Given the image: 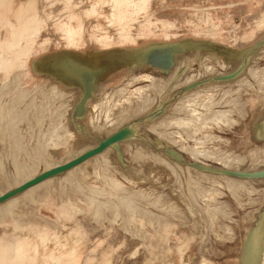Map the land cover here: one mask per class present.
<instances>
[{
  "label": "rangeland",
  "instance_id": "rangeland-1",
  "mask_svg": "<svg viewBox=\"0 0 264 264\" xmlns=\"http://www.w3.org/2000/svg\"><path fill=\"white\" fill-rule=\"evenodd\" d=\"M258 5L263 8L264 0H147L146 3L141 0H0V80L7 82L14 79L21 84V90L27 89L32 93L43 81L30 72L31 60L61 47L106 46L112 41L114 44H129L134 39H171L188 35L230 42L235 30L240 28L248 32L244 42L251 43L261 33L252 32L253 29L257 31L255 28L258 25L252 19H244V15L249 12L247 8L254 9ZM130 34L134 39L128 41ZM206 65L214 67L216 73L231 69L230 66L223 67L217 59L204 64L198 62L190 66L182 81L200 71L204 73ZM251 71L264 72V52L251 62L245 76L251 77ZM168 79L153 71L126 73L114 79L90 103L82 124L88 128L90 123L97 122L91 124L94 134H111L132 118L153 111L161 98L155 94L163 92ZM253 85L254 92L251 87L237 90L235 81L221 84V89L208 94H197L204 87L183 95L170 104L167 113L157 120L159 128L164 126L162 134L172 139V143L165 141L166 144L190 148L198 144L196 137H203L204 143L199 145L201 150H217L231 160L218 155L200 156V160L217 161L219 157L221 160L217 162H227L228 166L241 169H246L251 162L256 163L254 157L248 156V150L254 146L252 141L246 140L242 145L231 147L221 140L222 134L212 122L197 126L192 113L194 109L204 113L207 110L206 103L210 102L216 110L233 109L229 103L237 101L238 108L241 105L239 112L242 115L238 117V111L233 109L230 119L236 120L238 130L246 131L256 120L257 105L252 99H261L264 105V93L257 90L255 83ZM175 90L164 93L162 98H170ZM21 100L18 98L22 103ZM20 102L19 106L22 107ZM59 102L56 99L50 103V121L54 111L62 109L59 104L70 105L68 98ZM13 113L14 118L8 110L1 109L0 125L12 123L8 139L17 146L21 138L18 124L26 121V114L22 108ZM115 113L116 116L109 115ZM58 115L56 124L65 126V121L59 122ZM6 116L8 119H5ZM105 118L106 121L101 123ZM61 120H65V117ZM177 124L180 125L176 128ZM231 126L224 127L226 133L233 132ZM22 127L25 131L19 143L21 148L13 149L11 156L2 151V142L8 139L5 140V136L0 138V194L14 188L16 178L21 179L26 175L33 177L44 167L48 169L65 162L82 151L77 149L82 143L81 134L70 127L62 131L65 134L64 142L61 145L60 142L54 144L59 145L53 148L55 151L50 149L47 157V154H42V159L37 156L32 158L28 155L31 152L29 144L32 140L34 143L37 139L50 137L51 131H48L49 125L44 121H35ZM149 127L157 130L155 126ZM3 131H0L1 136ZM85 143L82 148L93 146L92 140ZM134 146L145 149L147 153L144 151L142 155L143 150L134 151ZM124 148L131 166L143 172L141 180L127 173L116 152L109 149L70 172L49 179L1 204L0 264H81L87 254L93 251L96 254L107 248L119 250L124 256L127 246L149 242L150 246H154L155 241L159 240L157 236L166 238V233L173 226L171 224H175V218L179 219L180 226L187 225L189 230H192L194 223L199 225V222L206 223L209 229L212 220L211 244L216 251L219 246L225 247L235 242L239 244L243 226L248 225L242 220L245 213L264 203L262 185H256L257 189L262 190L259 194L251 195L245 191L239 196L240 199H235V203L231 191L226 187L227 178L202 174L196 170L193 172L190 168L179 170L180 165H175L163 154L160 157V152L141 141L128 142ZM257 150L264 151V143ZM240 153L242 157H234ZM134 157L141 160L135 161ZM209 163L216 164L214 161ZM175 174L180 177L175 179ZM190 178H193L194 183H199L194 187L197 191L202 188L203 193L189 191ZM247 183L251 186L257 182ZM247 188L253 190L249 186ZM243 191L237 190V195ZM250 196L259 200L251 205L247 203ZM218 206L233 213V220L227 221L224 216L217 219L215 209ZM157 224H163L162 234ZM228 226L235 227L236 231L226 233L225 227ZM146 232L153 236L152 239L141 238ZM209 232L211 235L210 229ZM184 234L181 233V241L185 244L189 238ZM153 251L151 255L155 256L158 252ZM212 255L213 259L218 260V254L213 252ZM230 256L235 255L230 254L228 259Z\"/></svg>",
  "mask_w": 264,
  "mask_h": 264
},
{
  "label": "water",
  "instance_id": "water-1",
  "mask_svg": "<svg viewBox=\"0 0 264 264\" xmlns=\"http://www.w3.org/2000/svg\"><path fill=\"white\" fill-rule=\"evenodd\" d=\"M248 20H250V18H248ZM252 32L254 34L261 33V35L251 43L244 42L245 40H243L248 35H243L244 37H239L238 34L235 35V37H239L242 40L237 43L232 40L233 36L230 42H222L209 37L188 35L171 39L141 41L142 39L135 40L133 38L134 41L131 42L125 40L129 44H114L112 41L108 42L106 46L93 45L86 48L77 46L61 47L44 52L31 60L29 65L30 72L35 76L42 78L41 80L43 81V83L33 89L32 93L27 91V89L21 90L20 83H18V85H11L15 81L14 79L7 82H2L0 80V110H8L14 115L13 112L16 109L14 108L13 103L14 100L19 97L22 98L21 101H23L20 103L22 106L20 108L22 109L26 108V103H33V110L29 113L27 112L26 121H21L18 124V127L20 128L18 135L21 137L18 141L19 143L24 138L23 132L25 129L22 126L25 127L35 121H44L45 124L49 125L47 128L48 131H51V134H54V136L50 134L52 143L55 139L57 142L61 139L59 144L61 145L65 139V134L62 131H65V129L70 127H74L75 131L77 130V132L81 134L80 138L82 140L81 146L77 148L82 151L78 154H74L72 157H69V159L65 162L40 171V173L34 177L1 193L0 205L18 197L31 188L49 179L60 177L70 172L90 159L105 153L109 149H113L116 152L119 162L127 169V173L133 174L135 178L141 180V173L143 172H141V170L137 167L131 166L125 155L124 144L133 141H141L151 146L155 149V151L160 152V157H162L163 154L165 158L167 157L172 162H175V165H180V167H178L179 170L182 168H190L193 172L199 171L202 174L220 176L227 178L228 180L238 179L240 181H245L250 188H253L252 191L244 190L241 194L235 196L227 188V190L232 194V200L235 201V203H237L235 199L243 195L245 191L249 192L251 195H256V193L259 194L262 190L257 189L256 185L264 186V183H260L264 181V165L261 166V164H264V161L256 167H250L251 162L246 169H241L233 168L231 165H224L214 159L196 160L185 150V148H189L184 146L181 148L170 146L169 144H166L165 141L167 140L164 136L154 135L147 131L149 126L159 123L157 120L167 113L168 106L170 104L179 100L183 95L204 87V89H207L209 87L214 88L215 86H218L221 89V84L236 81L237 90L251 87L254 92L255 88L253 84L255 83L258 88L257 90L264 93V85L261 88L258 81L256 82L251 79L255 71H251V77L245 76L251 62L264 52V29L256 32L253 29ZM216 59L223 67L230 66L231 69L226 71L221 70L219 73H216L214 67L206 65L204 73L200 71L199 73L193 74L198 75L203 73V75L199 76L190 83H181L183 82L182 80L191 65L197 64L198 62L204 64L207 61H213ZM207 66L212 69L206 71ZM138 71H153L160 73L162 76L169 77L168 84L163 86L162 93L158 95L153 92L157 97H161L159 98L157 106H155L154 110L147 114H140L137 117L132 118L130 121L126 122L107 136H99L92 132L91 124L97 122L90 123L88 128L85 127L82 124V121L87 114L90 103L93 102L95 97L114 79L120 78L126 73ZM256 72L262 74V76L264 75V72ZM258 76L256 75V77ZM244 79L250 80L251 85L239 87L237 82ZM54 87H56L59 92L62 93V91H64L67 94H65V96L57 95L56 92L52 91V88ZM173 89L176 90L171 94L170 98H162L164 93H169ZM204 89L200 91L202 93L198 92L197 94L205 93L203 92ZM65 98L69 99L70 105L67 106L66 104H59L62 109L54 111L53 115H51L50 121V103H53L56 99L60 100L59 103H62L61 100H64ZM252 101L255 105H257V112L255 115L256 120L249 125V128H247L246 131L242 130L241 132V130H238V125L235 123L236 120L232 121L230 119V115L234 113L233 109L238 111V114L240 113L239 111L241 105L238 108L239 103L237 101L229 103L233 105V109L229 108L228 110H216L213 108L214 105L212 102L209 103V108L207 107L208 103H206L205 107L207 110L204 111V113L201 114L198 109L193 110L192 113L195 115L193 121L197 126L207 125L209 122H212L215 127H217L219 133L222 134L220 135L221 140H225V142L229 143L231 147L242 145L246 140L250 142L252 141L254 146L248 150L250 151L248 156L250 154L254 157L253 159H255L256 155L257 157L260 156L261 159H264V151L257 150L260 144L264 143V105H262L261 99L256 100V98H253ZM218 111H228L225 119L226 122L222 120L219 122L208 120L201 123L197 119L204 114L209 115L210 113ZM33 113H35L34 116ZM55 114L60 115L59 122L65 121V126L63 125V127H59L56 124L58 123V119H56L57 116ZM235 114H233V116ZM238 114L236 115L241 117L242 113H240V115ZM109 115L116 116L117 113ZM64 117L65 120H61L64 119ZM106 118L104 121L100 122H105ZM178 125L180 124H177L175 127L177 128ZM227 125H232L231 127L234 128L232 133L225 132L224 127H227ZM9 136V131L4 129L0 138L3 137L4 139H8ZM87 139L92 140L93 146L89 148L84 146V148H82L83 145L86 144L85 141ZM203 139V137H199L198 139L196 137V140H198L196 143L198 144L193 148L198 147V149H200L199 145L204 143ZM10 140L11 139H8L5 142L0 140V142L3 143L2 151L6 152V155L9 156L13 153V149L20 147L19 143L16 146L13 145ZM167 142L172 143V141ZM57 146L53 144L51 149L54 147L57 148ZM137 147L138 146H135V148ZM53 150L55 151L56 149ZM144 151L145 149L143 150L142 155H144L143 153L145 152L147 153V151ZM205 152L231 160V158L225 157L226 155H222L220 151L217 150ZM132 154L134 155V153ZM242 156L243 155L240 153L234 157L240 158ZM133 159L135 161H139L140 158L135 159L134 157ZM209 161H214L216 164L209 163ZM239 162L240 160L238 163ZM177 177L180 176L175 174V179ZM247 182L257 183L250 186ZM178 186L180 187V185ZM179 187L178 189H180ZM257 199L258 198L250 196L248 197L249 201L247 203H251L252 205L259 200ZM236 207L240 208L238 205H236ZM215 211H217L215 213V217L217 219L224 216L227 221L233 220V213L223 210L222 206L216 207ZM148 216L150 217L152 214H148ZM188 219L191 220L189 217ZM242 220L248 225L246 227L243 226V230L240 235V243H231L225 247L219 246L216 251L213 250L214 246L211 244V237L213 234L212 220L210 221L211 228H209L211 231L210 235L209 229L206 227V223L200 224L199 222V225L194 223L192 230L191 228L189 230L187 225L180 226L179 219L175 218V224H171L173 226H171L169 233H166V238L163 236L160 237V235L157 236L159 240H157L158 243L155 241L154 246H150V242V244L146 243L143 245L135 244L133 246H127L124 248L127 249L125 250L126 252L124 256L119 252V250L114 251V248H107L106 250L99 252L95 251L97 252L96 254H93V251L92 254H87V256L83 258L81 264H120V262L121 264H260L264 256V203L257 209L247 211ZM162 226L163 224L156 225V227L160 230V234L163 233L164 228ZM225 230L226 233L229 234L236 231L235 227L231 226L225 227ZM181 233H186L184 236L186 235L189 238L188 242L185 244L181 241ZM152 237L153 236H151L149 232H146L141 238L149 240L152 239ZM232 248H234V250ZM152 251H156L158 253L155 256H152ZM114 252L115 255L113 254ZM213 252L218 254V260L213 259ZM230 254L235 256H230V259H228ZM86 257L88 258L86 259Z\"/></svg>",
  "mask_w": 264,
  "mask_h": 264
},
{
  "label": "bare ground",
  "instance_id": "bare-ground-1",
  "mask_svg": "<svg viewBox=\"0 0 264 264\" xmlns=\"http://www.w3.org/2000/svg\"><path fill=\"white\" fill-rule=\"evenodd\" d=\"M141 1H143V3H146V1L147 0H141ZM260 5V4H259ZM257 6L256 8H254V9H251V8H247L246 10H247V14L246 15H244V19H247L248 20V18H250V19H252V21H254V22H256V24L258 25V27L257 28H255V29H257V31H262L263 29H264V7L262 8V7H260V6ZM253 8V7H252ZM251 11H254V12H251ZM248 29V28H247ZM246 30V29H245ZM245 30L243 31V29H239V30H235V32L233 33V38H232V40L234 41V42H240V41H242L239 37H241V36H245V35H248V33L247 32H245ZM250 30H251V28H250ZM256 32V31H255ZM147 33H149V32H147ZM238 34V36L239 37H235V35H237ZM133 38L131 37V34H130V36L128 37V41L129 40H132ZM212 68H210L209 66H207V70L206 71H209V70H211ZM201 75H203V73H200V74H198V75H193V76H191V77H188L185 81H183V82H181L182 84H186V83H190L191 81H194L195 79H197L199 76H201ZM256 75L258 76V77H256ZM251 79H253L254 81H258L259 82V85H261V88H262V86L264 85V75L262 76V74H260V73H258V72H254L253 73V75H252V78ZM16 82V83H15ZM180 83V84H181ZM17 85L18 84V82L17 81H14L11 85ZM237 85L239 86V87H244V86H249V85H251V81L250 80H248V79H244V80H240V81H238L237 82ZM9 87V86H8ZM4 88V87H3ZM220 89V87H218V86H215L214 88H211V87H209V88H207V89H204V91L203 92H205V93H209V92H211V91H215V90H219ZM52 91H54V92H56V94L57 95H63V96H65V94H67V93H65L64 91H62V93L61 92H59V90L56 88V87H54V88H52ZM199 93H202V92H199ZM21 94V93H20ZM20 98V97H19ZM18 101V98L16 99V100H14V108H16V109H18V108H20V106H19V103L17 102ZM21 103V102H20ZM210 106V104L208 103L207 104V107H209ZM210 108V107H209ZM31 110H33V103H28V104H26V108H24V109H22V111H24V113L25 114H27V112L29 113ZM35 110V109H34ZM227 113H228V111L226 112V111H218V112H213V113H210L209 115L207 114H204L203 116H200V117H198L197 119L201 122V123H203V122H205V121H208V120H212V121H216V122H219V121H224V122H226L225 121V119H226V117H227ZM34 114L35 113H33V116H34ZM7 115V114H6ZM10 116L12 117V118H14L15 116L10 112ZM5 119H8V116H6L5 117ZM224 119V120H223ZM15 121V120H14ZM10 122V121H9ZM113 124V123H112ZM158 124V123H157ZM157 124H153V125H151V127H157V130L155 129V130H152L150 127L147 129V131L148 132H150L151 134H154V135H161V136H164V138L167 140V141H171L172 139H170V138H168V137H166L164 134H162V131H163V127L164 126H162L161 128H159V126L157 125ZM12 128V123H8V122H4V124L3 125H0V131L1 130H10ZM158 131V132H157ZM114 132V131H113ZM52 136H54V135H52ZM60 136V135H59ZM5 140H7V139H5ZM61 140V139H60ZM60 140H59V142H60ZM88 140V139H87ZM86 140V141H87ZM200 140H202V139H200ZM88 141H90V139L88 140ZM197 141V140H196ZM59 142H57L56 141V139L55 140H53V143H52V138L51 137H49V138H45L44 140H42V139H37L34 143L33 142H31L30 144H29V151H31L28 155H30V157H34V156H37V158H39V159H42L43 158V156H42V154H47V155H45V157H47L48 155H49V153H50V149H51V146L53 145V144H56V143H59ZM199 142H202V141H199ZM132 147V146H131ZM133 149H134V151H136V152H139V151H141V150H143V149H139V147H137V148H135V146L133 147ZM185 150L189 153V155L191 156V157H193L194 159H196V160H200L199 159V157L200 156H207V157H209V156H212V155H214V154H210V153H207V152H205V151H202V150H200V149H198V147L197 148H193V147H191V148H189V149H186L185 148ZM29 157V156H28ZM221 159L218 157V159H217V161H220ZM256 163H254V162H252V165L250 166V167H256L257 165H259L261 162H263L264 161V159H261L260 158V156L259 157H257L256 155H255V160H254ZM222 164H224V165H227L228 166V163L227 162H222ZM49 168H51V167H49ZM44 169H45V167H44ZM43 169V170H44ZM46 170V169H45ZM39 173H40V171H38ZM191 174L193 173V172H190ZM38 174V173H37ZM37 174H33L34 176L35 175H37ZM33 176V177H34ZM191 176V175H190ZM194 176H196L195 174H194ZM198 176V175H197ZM193 177V176H192ZM30 178H32V177H28V175H26L25 177H22L21 179H19V178H16V181L14 180V182H15V186H17V185H19V184H21V183H23L24 181H26V180H28V179H30ZM193 178H195V177H193ZM193 178L191 179L190 178V180L188 181V184H189V188L191 189V192H192V190H193V193L195 194V193H197L198 191H200L201 193H203V189L202 188H199V187H201V186H199L198 188V191H197V189L194 187V185L197 183L198 185H199V183L198 182H195L194 183V180H193ZM197 178H199V177H197ZM18 179L20 180L19 182H17L18 181ZM226 180V179H225ZM226 183H227V188H228V190H230L231 191V193L233 194V195H235V196H237V190H239V191H241V190H249V191H252V190H250V189H248L247 188V184L245 183V181H240V180H238V179H230L229 181L228 180H226ZM192 185V186H191ZM35 188V187H34ZM204 192H207V191H204ZM181 194H182V191H181ZM207 195V194H206ZM197 196V195H196ZM202 197H203V195H202ZM210 198V197H209ZM260 264H264V256H263V259H262V262L260 263Z\"/></svg>",
  "mask_w": 264,
  "mask_h": 264
},
{
  "label": "crops",
  "instance_id": "crops-1",
  "mask_svg": "<svg viewBox=\"0 0 264 264\" xmlns=\"http://www.w3.org/2000/svg\"><path fill=\"white\" fill-rule=\"evenodd\" d=\"M113 254L115 255V252ZM120 264H121V262H120Z\"/></svg>",
  "mask_w": 264,
  "mask_h": 264
}]
</instances>
